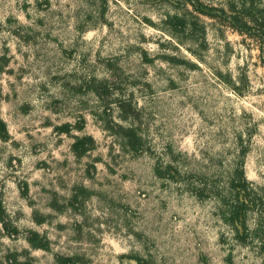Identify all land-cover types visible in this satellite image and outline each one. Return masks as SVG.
Instances as JSON below:
<instances>
[{
	"label": "rangeland",
	"instance_id": "rangeland-1",
	"mask_svg": "<svg viewBox=\"0 0 264 264\" xmlns=\"http://www.w3.org/2000/svg\"><path fill=\"white\" fill-rule=\"evenodd\" d=\"M228 1L205 0L227 10ZM186 5L0 0V116L10 132L0 137V199L21 230L9 236L0 222V264L26 249L39 264H59L56 254L77 264H264L260 238H238L222 211L241 161L264 191L262 40L199 14V59L164 29ZM82 118L83 130L55 129ZM118 124L136 129L140 149ZM84 134L96 147L78 157L72 144ZM204 182L222 193L200 195ZM75 190L83 202L72 206ZM260 209H246L248 229ZM29 229L50 249L33 248Z\"/></svg>",
	"mask_w": 264,
	"mask_h": 264
},
{
	"label": "trees",
	"instance_id": "trees-1",
	"mask_svg": "<svg viewBox=\"0 0 264 264\" xmlns=\"http://www.w3.org/2000/svg\"><path fill=\"white\" fill-rule=\"evenodd\" d=\"M187 5L184 6V10L170 13L163 20L164 29L170 33L176 41L184 45L189 51L196 55L199 59H202L201 54L198 52L199 46L206 47V27L201 22L199 14H203L209 17L224 18L225 21L230 23L240 33H245L252 37H258L262 40L261 50L262 59L264 61V6L259 7L254 4H246L245 0H229L228 10L223 6H214L205 2V0H186ZM189 6L191 8H189ZM258 29V33L254 32ZM196 47V48H195ZM166 59L171 62H181L190 66H196L197 63L187 58L178 59L177 56L169 55ZM85 126V119L82 118L77 124L65 122L60 125H56L55 129L61 133L70 134L73 128L83 130ZM119 131L127 135L128 142L132 145L134 150L141 148L142 139L137 133L136 129L122 124H118ZM0 137L2 140L7 141L10 139V132L7 122L0 116ZM96 147V139L91 134H84L82 136H76L72 144V150L78 157H83L90 150ZM246 152V151H245ZM241 163H237L229 178L227 187L229 195L222 198V211L229 215L230 224L237 232L238 238L244 242L249 239V235L259 237L261 249L264 250V191L258 186H253L250 180L245 175L244 168ZM204 187L200 188V195L205 194V190H210V193H216L220 195L222 191L218 189V186H210L208 188L207 182H204ZM82 188V186L78 187ZM87 191V190H83ZM81 190H75L72 196L68 199V204L75 206L78 202H83ZM225 197V198H224ZM254 206L261 207L259 212V219L256 226L251 230L246 226L245 216L246 209L253 208ZM241 221L244 225V232H240L237 221ZM0 222L3 225V229L9 236H16L21 233V230L10 222L6 217V210L0 199ZM25 238L33 248H42L45 250L50 249V241L45 236H42L36 230H27ZM24 259L19 258V253L13 251L8 253L6 261L9 264H39L36 259L31 255L28 249L24 250ZM137 258V257H136ZM77 255H60L56 254V260L59 264H77L79 261ZM140 264H157L153 261L142 260L137 258ZM1 264H5L2 262Z\"/></svg>",
	"mask_w": 264,
	"mask_h": 264
}]
</instances>
